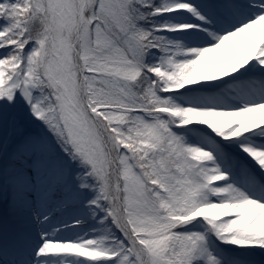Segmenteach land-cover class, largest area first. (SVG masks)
Instances as JSON below:
<instances>
[{
	"label": "snow or ice",
	"instance_id": "6c2138e0",
	"mask_svg": "<svg viewBox=\"0 0 264 264\" xmlns=\"http://www.w3.org/2000/svg\"><path fill=\"white\" fill-rule=\"evenodd\" d=\"M0 264H264V0H0Z\"/></svg>",
	"mask_w": 264,
	"mask_h": 264
}]
</instances>
